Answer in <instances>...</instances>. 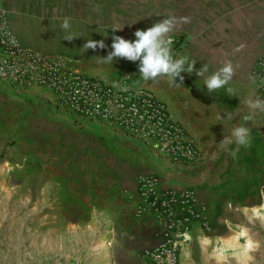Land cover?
<instances>
[{
  "label": "rangeland",
  "instance_id": "1",
  "mask_svg": "<svg viewBox=\"0 0 264 264\" xmlns=\"http://www.w3.org/2000/svg\"><path fill=\"white\" fill-rule=\"evenodd\" d=\"M181 4L192 14L217 10L219 21L243 4L251 5V23L259 17L257 7L264 16V0H138L137 13H122L119 31L128 35L167 17L179 19ZM179 27L170 33L179 38L171 45L174 58L181 57ZM138 78L181 122V109L192 102L181 97V84ZM186 82L194 86L192 76ZM219 90L199 93L209 101L203 105L215 97L227 107L237 105V94L232 100L225 86ZM198 106L200 112L186 115L201 163L177 168L141 140L126 139L102 123L78 122L37 95L0 83V264H110V231L98 216L114 206L133 208L132 178L151 173L178 178L216 207L226 204L225 232L202 239L204 250L193 255L185 245L181 257L185 252L196 264H264V111L244 109L253 117L245 124L238 117L217 119ZM237 125L250 129L251 143L233 157L220 141Z\"/></svg>",
  "mask_w": 264,
  "mask_h": 264
},
{
  "label": "crops",
  "instance_id": "2",
  "mask_svg": "<svg viewBox=\"0 0 264 264\" xmlns=\"http://www.w3.org/2000/svg\"><path fill=\"white\" fill-rule=\"evenodd\" d=\"M137 6L138 0H0V7L5 12L7 25L21 45L49 56L64 57L71 67L77 68L85 75L105 77L115 85L127 78V84L130 87H143L151 90L173 113L167 102L151 89V85L139 86L146 85L143 84L146 82L140 81L138 78L141 76L138 71L139 61L130 62L123 58H114L113 62L108 63L100 59L112 51L113 35L121 37L125 35L119 30L113 31V28H122V13H137ZM250 6L243 4L240 10L227 13L226 19L219 21L217 20V10H200V12L192 14L185 4H181V17H190L191 19L190 23L183 24L177 29L181 31V56H187L189 62L196 60L195 70L207 65V74H211L222 67L224 60H231L235 67V75L225 85V88L232 100L236 94L239 100L237 105L230 106L231 111L229 110L230 107H227V104H224L218 97H215L217 100L213 104L205 106L204 103L191 97L189 87L181 84V97L186 98L188 95L192 102L188 103L186 110L182 111L181 109V122L174 113L173 115L186 129L198 148L199 143L187 126L189 116L186 113L197 114L202 110L198 106L201 105L211 110L216 118L218 114L225 116L226 113L230 112L232 117H238L242 119L243 123L248 124L244 117L251 114L244 111L246 108L249 109L246 101L249 98L258 97L250 83L249 69L252 60L258 54L264 53V16L263 13L260 14V8L257 7L254 11L259 17L256 18V22L251 23L247 17L250 13ZM65 17L69 18L71 24L68 30L61 27ZM105 33H107L106 36ZM69 34L78 38H74L72 41L64 40L65 36ZM123 38L134 40V32L126 34ZM87 39L103 40L107 47L104 49L97 48L95 51L92 49L84 51L82 47ZM241 44L245 47L241 51H236V48ZM195 70L191 74L182 72L181 76L184 77V81H188V78L192 76L194 78V90L197 91L196 86H199V93L202 94L206 88L203 89L205 87L203 78L197 77ZM165 81L169 83L168 78ZM22 91L28 95H37L46 102L49 98L48 93L38 88ZM220 91L217 89L211 93ZM222 120L229 119L225 117ZM152 152L165 159L153 150ZM157 176L165 186H187L177 181L178 178H174L172 175L160 176L157 174ZM134 177L132 178L133 187ZM196 195L198 200L207 208L209 229L203 232L194 227L191 230L190 240L185 246V251L188 249L192 255L194 252L199 253L204 250L201 244L202 239L205 237L207 239L218 238L225 232L224 216L227 212L225 203L216 207V205L211 204L208 197H201L197 192ZM132 197L133 208L129 205L126 207L114 206L112 209L103 210L98 216L104 225L103 230L110 231L112 245L109 251L110 264H147L138 256V252L156 243L153 236L156 229L155 223L149 215L137 216L135 214L134 190ZM83 216H89V214L86 213ZM183 256L181 257L180 253L178 264H196L192 260H186L185 252Z\"/></svg>",
  "mask_w": 264,
  "mask_h": 264
},
{
  "label": "built area",
  "instance_id": "3",
  "mask_svg": "<svg viewBox=\"0 0 264 264\" xmlns=\"http://www.w3.org/2000/svg\"><path fill=\"white\" fill-rule=\"evenodd\" d=\"M173 44L178 37L171 36ZM250 83L264 100V53L249 69ZM0 83L14 89L38 88L47 102L80 121H97L114 132L139 139L172 165L196 167L201 153L186 129L151 90L90 77L71 67L61 56H49L21 45L11 33L0 7ZM135 214L149 215L156 225V243L138 256L147 264H178L180 253L196 227L209 229L207 208L190 186H165L155 174L133 179Z\"/></svg>",
  "mask_w": 264,
  "mask_h": 264
},
{
  "label": "clouds",
  "instance_id": "4",
  "mask_svg": "<svg viewBox=\"0 0 264 264\" xmlns=\"http://www.w3.org/2000/svg\"><path fill=\"white\" fill-rule=\"evenodd\" d=\"M98 7V6H97ZM190 17H181L177 19L176 17H167L163 20L154 23L151 27L146 30L137 29L134 32L135 39L127 40L121 36L113 35L111 49L106 57L100 58L103 62L111 63L114 58H123L130 62L139 61L138 71L141 78L145 81L157 82L160 77H167L170 85L179 86L183 83L184 77L180 74L186 72L188 74L193 73L194 65L196 60L189 62L187 56H181L179 58H174L171 45L173 44V39L170 33L176 28L178 24L183 25L190 23ZM61 27L65 30L70 29L71 24L69 18L65 17L62 20ZM122 28H113V31L121 30ZM105 36L107 33L104 34ZM74 38H78L75 35L69 34L65 36L64 40L72 41ZM107 46L103 40H92L87 39L83 44L84 51L92 49L95 51L97 48L104 49ZM245 45L241 44L236 48V51H241ZM187 65V67H185ZM208 73L207 65H204L199 70H195L197 77L203 78V83L209 92L215 91L217 89L223 88L225 85L232 80L235 75V67L231 60H224L222 62V67L212 72ZM179 77L180 83H176V78ZM229 91H232L229 89ZM247 106L253 112L256 110L264 111V100L260 98H249L247 101ZM232 119V114L226 113L225 116L217 115V119ZM252 115H246L244 117L245 121L251 120ZM235 143L236 149L229 150V145ZM251 143V132L246 126L237 125L231 131L230 137H223L220 141L221 147L225 151H229V154L233 157L239 151L240 147H247Z\"/></svg>",
  "mask_w": 264,
  "mask_h": 264
},
{
  "label": "trees",
  "instance_id": "5",
  "mask_svg": "<svg viewBox=\"0 0 264 264\" xmlns=\"http://www.w3.org/2000/svg\"><path fill=\"white\" fill-rule=\"evenodd\" d=\"M179 82H180V80H179ZM183 84H185L187 87H189L190 95L192 98H194L197 101L202 102V103H208L209 102L208 100L203 98L199 93H197L196 90H194V88L188 82L183 80Z\"/></svg>",
  "mask_w": 264,
  "mask_h": 264
},
{
  "label": "bare ground",
  "instance_id": "6",
  "mask_svg": "<svg viewBox=\"0 0 264 264\" xmlns=\"http://www.w3.org/2000/svg\"><path fill=\"white\" fill-rule=\"evenodd\" d=\"M227 245L226 244H223V247H226ZM222 249V248H221Z\"/></svg>",
  "mask_w": 264,
  "mask_h": 264
}]
</instances>
